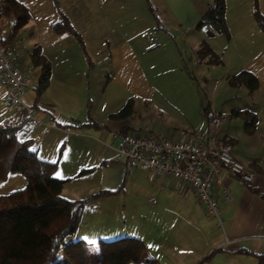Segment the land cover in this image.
Returning <instances> with one entry per match:
<instances>
[{"label":"crops","instance_id":"crops-1","mask_svg":"<svg viewBox=\"0 0 264 264\" xmlns=\"http://www.w3.org/2000/svg\"><path fill=\"white\" fill-rule=\"evenodd\" d=\"M3 1L0 0V42L10 37L16 24L14 16L1 14ZM17 1L28 10L30 21L6 46L9 57L26 75L25 103L45 121L37 128L24 126L27 129L23 137L37 142L40 159L57 163L55 177L67 180L62 191L64 197L82 200L100 191L113 192L85 204L75 238H86V230L98 225L107 231L110 229L111 234L116 233L112 239L125 235L123 229H118L117 209L108 204L111 197L127 191L129 178L126 181V176L131 170L118 158L114 143L112 147L108 144L111 133H133L135 129L128 120L132 115L114 120L110 114L118 112L117 108L122 109L129 101L134 111L138 100L158 110L163 105L175 110L179 105L189 115L205 108L202 99L190 97L187 91L169 94L174 95L173 101L157 92L163 87L159 84L164 77L181 80L188 76L184 70V66L188 68L184 51L196 78L205 80L206 84L210 78L216 79L213 94H219L220 89L223 94H244V104L231 108L218 109L217 105L210 104L212 114L225 117L224 114L233 110H251L256 114L252 133H247L241 119L226 117L219 132L222 143L232 146V155L256 175L248 186L222 169L221 177L232 200L222 206L224 230H218L189 188L147 172L146 182L161 189L154 193L157 199L163 192L165 196L180 198L179 219H169L162 225L156 221L153 227L157 235L162 236L163 231L166 235L172 232L181 235L190 219L201 235L205 260L216 257V264H258V257L264 256V32L254 18V0H226L228 35L213 36L208 35L209 27H197L213 0H160V6L154 0H57L62 6L60 10L82 35L85 48L73 35L54 32L61 14L53 0ZM258 7L264 17V0H258ZM204 41L221 58L222 64L208 65L198 60L196 52ZM38 48L51 67L49 83L41 93L37 92V86L42 68L34 65L31 57ZM242 71L257 79L259 86L253 92L245 86L233 88L228 84L229 76ZM4 93L5 84L0 77V124L12 125L14 112ZM199 118L185 117V123L181 120L176 123L172 115L166 119L176 123L172 126L185 125L194 132L205 125V117ZM159 127L164 134L168 123ZM28 129L41 130L30 138ZM166 186L171 188L162 190ZM97 205L106 214L105 220L100 215L96 217L99 224L89 221L86 214L94 212ZM227 239L236 242L222 247ZM142 249L145 250L143 243ZM241 250L249 254L240 253Z\"/></svg>","mask_w":264,"mask_h":264},{"label":"trees","instance_id":"trees-1","mask_svg":"<svg viewBox=\"0 0 264 264\" xmlns=\"http://www.w3.org/2000/svg\"><path fill=\"white\" fill-rule=\"evenodd\" d=\"M53 1L61 14V21L54 25V32L73 35L81 47L85 48L82 35L60 10L58 1ZM149 9L153 13V7L149 5ZM225 12L226 0H213L197 27H210L211 36L228 35ZM1 14L16 18L10 37L0 42L6 46L29 23L30 14L17 0H4ZM254 18L264 32V17L259 11L258 0H254ZM31 55L33 64L42 68L37 86V92L41 93L49 83L51 67L39 48ZM196 56L208 65L222 64L221 58L206 41L200 44ZM184 70L190 79H194L186 66ZM227 81L233 88L245 86L250 92L259 86L255 76L247 71L229 76ZM132 113L133 103L129 101L120 111L110 114V118L124 120ZM202 114L206 121L212 117L210 105L202 110ZM231 116L244 122L247 133L254 131L257 116L251 110H233ZM25 130L22 124H0V182L6 181L9 174L13 173L22 174L27 182L21 190L0 195V264H92L90 248L86 242L82 239L67 240L75 235L80 226L85 204L113 192L100 191L82 200L64 197L62 191L67 180L55 177L57 163L39 158L34 141L23 137ZM249 188L259 193L253 187ZM98 253V264L155 263L154 259L143 263L146 252L142 249V241L135 237L102 241L98 245ZM240 253L249 254L243 250ZM258 258V264H264V256Z\"/></svg>","mask_w":264,"mask_h":264},{"label":"rangeland","instance_id":"rangeland-1","mask_svg":"<svg viewBox=\"0 0 264 264\" xmlns=\"http://www.w3.org/2000/svg\"><path fill=\"white\" fill-rule=\"evenodd\" d=\"M154 1L160 6V0ZM143 4L145 6V3ZM58 5L60 8H62L59 1ZM208 35L211 36L209 32ZM183 54L185 56V60L188 63V69L191 71V74L194 75V70L191 62L188 60V55L184 51ZM186 77L181 80L175 79L173 77H164L165 79H163L162 84H159V87L160 85L163 87L161 90L158 88L157 92L162 96H167L169 101H173L174 95L171 96L173 98L172 99L169 94H179L180 92L183 93L187 91L190 97L193 95L198 99H202L204 102V107L214 104L215 107L217 105L218 109H221L222 107L224 109L231 108L233 105L238 103L244 104L245 102L244 94H223L221 89L219 94H213L214 88L216 87V79L210 78V81L208 84H206L205 80L196 78L195 75L193 76L194 79H190V77L187 75ZM224 86L227 85L224 84ZM177 106L175 110H172L163 105L162 109L158 110L154 107L149 108L144 102H140L138 100L134 106L133 114L128 120L134 124L133 129H135V132L144 130L151 123L154 126L156 125L158 129L160 128L159 125H162V123H168L167 132L164 133L165 135H169L173 132L178 133L180 131L192 132L190 128H187L188 126L181 124V127H177L172 125H174L175 122L179 123L178 121L180 120L181 123H185V117L190 120H201L199 116H203V114L201 115L202 111H198L195 112V114L189 115L188 113L183 112V110ZM117 109L119 111L121 108ZM170 115H172L175 122L168 121L166 119L168 116L170 117ZM224 116L228 120L234 119V117L231 116V113L224 114ZM202 120H204L203 117ZM200 129V127L197 128V130ZM28 130V136L33 138L36 137L41 129L36 131H33L32 129ZM160 130L162 131V128H160ZM36 144L37 142L34 141V146ZM116 145L117 144L114 143L115 147ZM130 170L131 172H129L126 176V181L129 178L127 191H125V193H120L111 197L112 199H110V203L108 204V207H115V209H117L118 229H123L125 231V235L118 238L135 237L140 239L145 248L144 252H146L143 263L154 259V264H216V257L209 260L202 258L204 247L202 246V241L200 239L201 235L194 228L195 226L190 219L188 221L189 226L186 227L185 232L181 235L175 234L174 232H172V234L170 233V235H166L164 231L162 232V236L156 234V228L153 227V223L156 221H161L162 225L166 221L168 222L169 219H173V221L179 219V217H177V213H179L178 200L180 198L177 195L165 196V192H163L162 197L157 199L154 196V193L159 192L161 189L158 190V186L156 184L155 186H151L146 182L145 177L146 175L148 176L149 173L141 171V169L138 167L132 166H130ZM26 184V179L22 174H9L6 181L0 182V195H7L21 190L25 188ZM170 188V186H166L165 188H162V190H168ZM145 192L148 193L146 194ZM180 193L183 194L181 191ZM102 208H106V206H102ZM86 214L89 217L88 220L96 222V224H99V220L97 219L99 218V215L103 220L106 219V214L100 210L99 205L96 206V210L94 212L88 211ZM105 226L107 227V225ZM102 229L107 231V228L105 227L102 228V226L99 225L94 226L91 229L86 230L88 231L85 235L86 238L82 239L89 245L92 264H98V245L100 242L118 239H112L115 237L116 233L111 234L112 232H108L110 229L107 232H102ZM78 239L79 238H75V235H73L70 236L67 241H75Z\"/></svg>","mask_w":264,"mask_h":264},{"label":"built area","instance_id":"built-area-1","mask_svg":"<svg viewBox=\"0 0 264 264\" xmlns=\"http://www.w3.org/2000/svg\"><path fill=\"white\" fill-rule=\"evenodd\" d=\"M0 77L5 84L4 98L14 112V124L32 128L44 124L36 110L24 101L28 82L24 71L9 57L7 46L1 44ZM224 121L225 117L213 114L200 130L180 131L174 136L165 135L149 124L140 132L111 133L108 145L117 144V156L126 165L159 178L173 179L189 188L205 214L215 221V227L224 230L222 206L228 204L232 196L221 177L222 169L245 184H251L256 175L253 169L232 155L229 143L220 140V127ZM235 242L227 239L222 247Z\"/></svg>","mask_w":264,"mask_h":264}]
</instances>
